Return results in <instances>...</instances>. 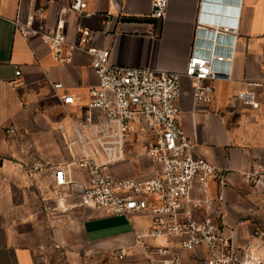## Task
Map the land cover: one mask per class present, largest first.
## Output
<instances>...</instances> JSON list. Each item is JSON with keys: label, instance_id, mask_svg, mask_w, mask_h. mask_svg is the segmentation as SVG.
<instances>
[{"label": "crops", "instance_id": "0c3cea01", "mask_svg": "<svg viewBox=\"0 0 264 264\" xmlns=\"http://www.w3.org/2000/svg\"><path fill=\"white\" fill-rule=\"evenodd\" d=\"M68 1L0 0V264H149L134 249L129 248L122 260L110 252L130 247L134 232L147 230L148 218L133 217L130 223L81 208L61 224L56 199L52 203L47 199L46 187L52 181L49 166L60 163L56 162L57 142L63 144L60 129L88 103L89 89L97 79L85 54L59 64L40 40L26 41L13 20L17 14L24 19L29 9L43 5L46 21L53 23ZM86 3L82 16L67 15V35L72 37L80 22L95 33L96 47L109 49L115 64L129 67L183 72L195 41L201 42L199 51H207L203 44L209 39L196 35L201 15L237 24L231 79L210 82L212 101L195 103L191 82L183 78L177 99L179 124L193 141L196 155L220 169L226 179L219 192L225 206L221 218L230 235L239 245L249 243L264 259V246L257 248L260 241L250 237L256 225L264 227V0H168L161 20L149 19L151 0ZM54 83H62L64 89L54 92ZM245 90L255 94V108L237 99ZM63 94L75 102L60 104L57 96ZM9 128L15 134H7ZM24 140L29 145L24 160L33 170L21 175L22 185L17 187L21 165L9 159ZM124 164L133 172L138 168L123 163L116 170L118 177L143 176H122L129 172ZM210 189L216 196L217 185L212 183ZM31 202L37 212L29 211ZM59 203L64 209L63 201ZM178 254L185 264H195V257Z\"/></svg>", "mask_w": 264, "mask_h": 264}, {"label": "built area", "instance_id": "2783aa9c", "mask_svg": "<svg viewBox=\"0 0 264 264\" xmlns=\"http://www.w3.org/2000/svg\"><path fill=\"white\" fill-rule=\"evenodd\" d=\"M150 6L149 19L161 20L168 0H151ZM86 8V0H69L53 23L46 21L43 5L29 9L24 19L17 14L13 20L26 41L40 40L59 64L85 54L97 79L88 103L60 129L67 160L50 165L49 186L55 199L57 195L63 201L64 210L87 208L130 223L133 217L148 218L147 230L134 232L130 247L110 251L118 260L130 248L149 264H185L179 251L195 257V264H264L249 243L239 245L230 235L221 218L225 206L219 192L226 179L220 169L196 155L193 141L179 124L177 99L183 78L191 82L195 103L212 101L210 82L231 79L237 24L201 15L196 35L209 39L203 44L207 51H199L201 42L195 41L183 72L162 71L115 64L111 51L96 47L95 33L80 22L69 37L67 15L82 16ZM52 89L64 86L54 83ZM57 98L64 106L75 102L69 94ZM255 98L249 90L237 94L248 107H256ZM140 157L148 162L151 174L116 175L119 165ZM212 183L218 188L216 196L210 194ZM250 237L260 241L257 248L264 246V227L256 225Z\"/></svg>", "mask_w": 264, "mask_h": 264}, {"label": "rangeland", "instance_id": "374dc122", "mask_svg": "<svg viewBox=\"0 0 264 264\" xmlns=\"http://www.w3.org/2000/svg\"><path fill=\"white\" fill-rule=\"evenodd\" d=\"M57 144L58 145H56V162L58 161V162H64V161H66L67 160V158H66V156H65V152H64V149H63V144H61L59 141L57 142ZM18 148V150H17V153L16 154H14V156H13V158L11 159H9V160H11L12 162H14L15 164H18V165H21V173L20 174H16L17 176L16 177H18V178H15L16 179V181H17V183H15L14 185L15 186H17V187H21V181H22V177H21V175H23V176H26V174L27 173H24L26 170H28V169H32L33 170V166L32 165H29L28 163H27V161L26 160H24V156H23V153H25L26 151V149L28 150V148H29V145H28V143H27V141L26 140H24L23 142L21 141L20 142V144H19V146L17 147ZM143 151L141 150V153H142ZM132 163L133 165H134V167L136 168V167H138L136 170H135V172H133L132 171V169H131V167L130 166H128V165H125L124 164V167H129V172H127V173H120L122 176H125V174L126 175H131V174H136V175H140V174H143V175H148V174H151L150 172H151V170L152 169H149L148 168V162L143 158V157H140L139 159H137V162H135V160H128V163ZM13 163V164H14ZM126 163V162H125ZM138 163V164H137ZM23 167V168H22ZM49 168H50V166H49ZM131 169V170H130ZM140 169H141V173H140ZM132 171V172H131ZM7 185L9 184V179H7ZM26 182V181H25ZM35 183V182H34ZM25 185V184H24ZM27 185V184H26ZM32 185V184H31ZM35 185V184H34ZM38 187H39V184H38ZM47 194H48V197L49 198H47V199H49L50 201H51V203L52 202H54L55 201V196H54V194L52 193V191H51V189H50V186L48 187V185H47ZM33 197V196H32ZM58 200H59V197H57V195H56V218L57 219H60L61 220V224H65L66 222L68 223L69 221H68V215L70 214L71 215V213L72 214H74V212L77 210V209H81V208H76L75 210H64V209H62V208H60V206L58 205ZM34 204V202H31V203H29V211H32V212H34V210H35V206L33 205ZM36 211V210H35ZM37 212V211H36ZM48 211H46V213H47ZM260 212V211H259ZM98 214V213H97ZM107 222H114V220H108Z\"/></svg>", "mask_w": 264, "mask_h": 264}, {"label": "bare ground", "instance_id": "6f19581e", "mask_svg": "<svg viewBox=\"0 0 264 264\" xmlns=\"http://www.w3.org/2000/svg\"><path fill=\"white\" fill-rule=\"evenodd\" d=\"M59 205H60V203H59ZM60 207L63 208L61 205H60Z\"/></svg>", "mask_w": 264, "mask_h": 264}, {"label": "water", "instance_id": "95a60500", "mask_svg": "<svg viewBox=\"0 0 264 264\" xmlns=\"http://www.w3.org/2000/svg\"><path fill=\"white\" fill-rule=\"evenodd\" d=\"M220 4H222V3H220Z\"/></svg>", "mask_w": 264, "mask_h": 264}]
</instances>
